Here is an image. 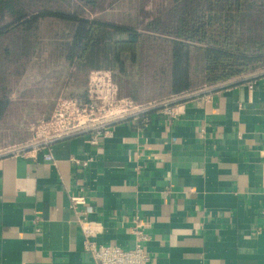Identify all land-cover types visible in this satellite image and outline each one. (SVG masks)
Segmentation results:
<instances>
[{
	"label": "crops",
	"instance_id": "crops-1",
	"mask_svg": "<svg viewBox=\"0 0 264 264\" xmlns=\"http://www.w3.org/2000/svg\"><path fill=\"white\" fill-rule=\"evenodd\" d=\"M104 1L92 19L136 0L109 10ZM143 2L146 11L159 4ZM250 72L210 83L223 84L184 101L176 118L120 123L98 145L87 135L57 142L54 162L42 153L0 159V264H90L79 217L97 229L98 245L132 249L141 232L149 264H264V73ZM62 84L28 89L38 92L35 107H49L38 115L49 119L76 83ZM16 97L0 126L28 100ZM73 157L92 162L82 168ZM72 195L86 200L77 213Z\"/></svg>",
	"mask_w": 264,
	"mask_h": 264
},
{
	"label": "trees",
	"instance_id": "trees-1",
	"mask_svg": "<svg viewBox=\"0 0 264 264\" xmlns=\"http://www.w3.org/2000/svg\"><path fill=\"white\" fill-rule=\"evenodd\" d=\"M0 0V124L10 98L52 79L110 70L119 96L146 104L238 76L264 57V0ZM142 18L149 19L143 23Z\"/></svg>",
	"mask_w": 264,
	"mask_h": 264
},
{
	"label": "built area",
	"instance_id": "built-area-1",
	"mask_svg": "<svg viewBox=\"0 0 264 264\" xmlns=\"http://www.w3.org/2000/svg\"><path fill=\"white\" fill-rule=\"evenodd\" d=\"M253 88V85H250ZM211 88H203L172 96L168 99L137 104L130 98L119 96V89L110 71L97 70L89 75L84 99L65 98L58 102L52 116L41 120L33 128V136L24 144L15 145L0 150V159L6 157L35 158L42 153L47 162H54L51 153L57 142L87 135L89 142L98 145L102 139L112 135L114 128L129 120L148 124L147 117L156 112L169 118H176L182 112L184 101L211 92ZM71 161L86 168L92 159L81 160L77 157ZM71 208L76 213L85 205L82 196H70ZM83 238L84 249L90 255V264H149L150 256L142 245L147 240L141 232L135 231L136 245L132 249L118 246L98 245L93 239L98 231L85 217L78 218Z\"/></svg>",
	"mask_w": 264,
	"mask_h": 264
},
{
	"label": "rangeland",
	"instance_id": "rangeland-1",
	"mask_svg": "<svg viewBox=\"0 0 264 264\" xmlns=\"http://www.w3.org/2000/svg\"><path fill=\"white\" fill-rule=\"evenodd\" d=\"M115 0H105L103 7L107 8L106 10H109L108 8L111 7L112 3ZM100 8L96 11L95 13L100 12ZM94 12L88 11L87 15L92 18L95 15ZM102 12V11H101ZM251 71L250 74L258 75L261 74L262 72L264 73V57L259 58L258 60L253 61L248 69L242 70L243 72L240 74H244L246 77V71ZM223 81V80H222ZM221 82V81H220ZM226 83V82H225ZM223 83H215V84H206L196 90L203 89V88H216L217 86H220ZM59 87H61L59 85ZM73 88H67L64 89L59 95V99L56 101L51 116L53 112L55 111L58 102L61 99L65 98H77V99H84L86 96V91L85 94L81 92V87L79 84H75L74 86H71ZM53 89V87H52ZM194 90V91H196ZM56 93L60 91L58 87L55 89ZM193 92V91H191ZM38 92L35 90L26 91L24 94L28 96V100L25 101H18L16 102V105L9 110L8 115L6 117V121L3 125L0 126V150L5 149L8 147H12L15 145H20L26 143L30 138L33 136V128L37 125V123L41 120H47L44 116L38 115L39 112H36L37 110H43V109H48L49 107H35L34 101H36L35 97ZM62 94V96H61ZM17 96V95H15ZM69 96V97H67ZM18 98V96L16 97ZM171 98V97H169ZM168 99V98H165ZM37 109V110H35ZM35 111V112H34ZM50 116V117H51ZM26 131V132H25ZM25 132L27 136H29L26 140H22L21 136H23Z\"/></svg>",
	"mask_w": 264,
	"mask_h": 264
}]
</instances>
